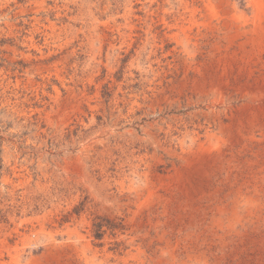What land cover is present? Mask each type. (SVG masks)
Wrapping results in <instances>:
<instances>
[{"label":"rangeland","instance_id":"obj_1","mask_svg":"<svg viewBox=\"0 0 264 264\" xmlns=\"http://www.w3.org/2000/svg\"><path fill=\"white\" fill-rule=\"evenodd\" d=\"M0 264H264V0H0Z\"/></svg>","mask_w":264,"mask_h":264}]
</instances>
